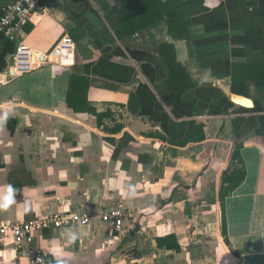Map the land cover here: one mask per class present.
<instances>
[{
    "label": "crops",
    "instance_id": "1",
    "mask_svg": "<svg viewBox=\"0 0 264 264\" xmlns=\"http://www.w3.org/2000/svg\"><path fill=\"white\" fill-rule=\"evenodd\" d=\"M42 2L20 40L46 55L69 37L77 55L18 73L0 32V188L18 189L0 224L88 212L87 225L36 232L48 264H264V0ZM90 108L109 112L101 126ZM238 145L228 243L221 188ZM112 208L121 229L100 217ZM0 264L31 259L9 237Z\"/></svg>",
    "mask_w": 264,
    "mask_h": 264
},
{
    "label": "built area",
    "instance_id": "2",
    "mask_svg": "<svg viewBox=\"0 0 264 264\" xmlns=\"http://www.w3.org/2000/svg\"><path fill=\"white\" fill-rule=\"evenodd\" d=\"M48 13V8L42 0H15L5 8L0 16V32L5 33L11 41L16 44L13 54V64L16 72L22 73L28 69L50 62L73 61L77 55L76 44L69 38L63 37L54 49L44 55L26 45L20 40V34L31 23L35 17H43ZM40 54L44 59L40 58ZM54 57V58H53ZM12 74H15L11 72ZM101 219L110 221L116 229L124 225L125 214L117 208H112L101 213ZM92 216L83 211L72 212L65 215L51 214L45 217H37L30 220H17L0 224V247L7 239L12 238L18 251L27 254L31 264H48L40 245L36 232L47 228H70L75 225H87Z\"/></svg>",
    "mask_w": 264,
    "mask_h": 264
},
{
    "label": "trees",
    "instance_id": "3",
    "mask_svg": "<svg viewBox=\"0 0 264 264\" xmlns=\"http://www.w3.org/2000/svg\"><path fill=\"white\" fill-rule=\"evenodd\" d=\"M144 6L147 7V0H143ZM150 2L148 5H151ZM164 9V10H163ZM162 9V12L169 18L170 24L175 22V17L173 16V7L166 3ZM253 78L256 80L259 86H264V58L259 64L258 69L255 70V75ZM235 92L236 89L234 88ZM92 114L97 117L98 125L101 126L102 119L104 117L109 116V112L98 113V111L94 108L88 109ZM136 112V111H135ZM122 127L116 126L110 129L113 132H117L121 130ZM241 148L242 145H238L232 154V162L231 167H228L223 173V180H222V188H221V205H222V212H223V233L225 235L226 241L229 243V239L227 237V221H226V214H225V199L229 193L233 192L244 180L246 177V171L243 165V159L241 155ZM160 245L163 244V239H158ZM177 249L179 246L177 245Z\"/></svg>",
    "mask_w": 264,
    "mask_h": 264
},
{
    "label": "clouds",
    "instance_id": "4",
    "mask_svg": "<svg viewBox=\"0 0 264 264\" xmlns=\"http://www.w3.org/2000/svg\"><path fill=\"white\" fill-rule=\"evenodd\" d=\"M11 110H5L0 113V126L7 123ZM16 189L12 184L6 185L4 188H0V210L8 209L11 205L16 203ZM31 210V201L25 200L23 202V211L28 213ZM62 235L66 236V240L69 243H73L78 240L79 233L77 231L64 232Z\"/></svg>",
    "mask_w": 264,
    "mask_h": 264
},
{
    "label": "water",
    "instance_id": "5",
    "mask_svg": "<svg viewBox=\"0 0 264 264\" xmlns=\"http://www.w3.org/2000/svg\"><path fill=\"white\" fill-rule=\"evenodd\" d=\"M54 58V57H53ZM37 64H33L34 67H36Z\"/></svg>",
    "mask_w": 264,
    "mask_h": 264
}]
</instances>
